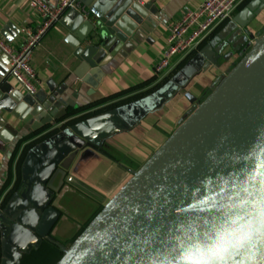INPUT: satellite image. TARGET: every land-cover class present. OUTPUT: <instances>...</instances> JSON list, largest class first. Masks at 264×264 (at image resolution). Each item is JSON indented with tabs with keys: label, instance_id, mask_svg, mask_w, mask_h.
<instances>
[{
	"label": "water",
	"instance_id": "obj_1",
	"mask_svg": "<svg viewBox=\"0 0 264 264\" xmlns=\"http://www.w3.org/2000/svg\"><path fill=\"white\" fill-rule=\"evenodd\" d=\"M78 2L83 11L71 9L64 18H75L78 27L87 29L72 46L79 79L103 66L107 55L113 57L135 42L149 26V16L158 13L152 3L141 6L133 0ZM262 12L264 0H250L160 90L124 106L95 107L96 114L64 100L63 90H51L48 98L21 93L7 71H0V150L17 135L3 113L23 122L35 136L26 143L19 185L1 201L7 198L0 227L1 264H22L33 249L52 240L62 216L54 183L64 177L72 156L97 151L152 112L154 104L162 107L191 81L222 69L236 55L241 61L226 70L214 92L194 106L58 264H192L209 259L211 264H264V142L239 154L230 151L234 146L229 139L264 89V36L248 50L253 39L248 26ZM90 14L97 24L85 20ZM85 42L90 44L82 49ZM0 55V62L8 65V57ZM185 97L194 103L190 93Z\"/></svg>",
	"mask_w": 264,
	"mask_h": 264
},
{
	"label": "crops",
	"instance_id": "obj_2",
	"mask_svg": "<svg viewBox=\"0 0 264 264\" xmlns=\"http://www.w3.org/2000/svg\"><path fill=\"white\" fill-rule=\"evenodd\" d=\"M47 1L52 8H56L63 0ZM204 1L139 0L138 4L141 6L152 3L158 12L156 16H149V26L145 27V33L115 56L107 55L104 65L91 70L83 80L74 75L79 62L74 57L72 46L76 44L77 36L84 35L87 29L78 27L79 23L75 18L65 20L63 16L46 31L34 52L32 64L39 80L37 94L43 93L48 98L52 95L51 90H63L64 100L71 99L76 107L84 110L92 106H102L98 104L119 106L123 98H133L155 87L160 81L155 74V66L166 51L169 29L184 11L196 10ZM249 1L246 0L236 14ZM85 11L90 10L85 8ZM87 17L85 20H90L94 25L98 23L92 14ZM228 22L209 34L205 41L217 35ZM43 25V20L29 10L24 0H0V37L15 49H20L25 41L22 34L24 28L38 31ZM251 34L253 39L249 40L251 46L248 50L264 36V12L250 22L248 36ZM89 44L82 43L81 48L85 49ZM197 49L178 60L170 74L174 76L187 65ZM241 59L236 55L222 69L199 76L191 81L185 91L171 97L162 107L154 104L156 108L152 112L130 129L114 135L97 151L83 150L72 156L64 177L59 179L62 186L58 188L59 180L54 183L59 189L54 199L62 216L52 232V240H46L41 247L33 249L22 264H58L64 251L70 248L133 175L166 144L188 119L194 106L203 103L214 92L226 75V70L233 69ZM7 66L0 62V71H7ZM10 83L13 88L24 93L14 82ZM187 93L194 97V103L185 97ZM3 115L6 123L11 125L17 135L12 142L4 143V149L0 150V227L7 198L1 201L6 192L14 186L16 188L22 179V167L28 148L26 144L21 146L20 140L29 136L23 122L11 114ZM7 135L12 136V133L7 132ZM1 262L0 245V264Z\"/></svg>",
	"mask_w": 264,
	"mask_h": 264
},
{
	"label": "built area",
	"instance_id": "obj_3",
	"mask_svg": "<svg viewBox=\"0 0 264 264\" xmlns=\"http://www.w3.org/2000/svg\"><path fill=\"white\" fill-rule=\"evenodd\" d=\"M24 1L29 10L43 20L44 25L38 31L24 28L22 34L25 41L20 49H15L0 37V51L8 57L7 79L14 82L24 93L34 96L37 94L39 84L37 72L32 64L36 48L46 31L67 11L71 9L83 11V7L78 0H63L56 8H52L47 0ZM133 1L139 3V0ZM245 1L205 0L198 9L184 11L169 29L166 51L155 66L159 83L168 77L178 60L198 48L219 26L230 21Z\"/></svg>",
	"mask_w": 264,
	"mask_h": 264
},
{
	"label": "bare ground",
	"instance_id": "obj_4",
	"mask_svg": "<svg viewBox=\"0 0 264 264\" xmlns=\"http://www.w3.org/2000/svg\"><path fill=\"white\" fill-rule=\"evenodd\" d=\"M257 96V100L250 108L244 120L232 130L229 136L231 144L234 146L230 150L231 152L248 154L256 147V144L264 142V89ZM246 137L251 142L246 141Z\"/></svg>",
	"mask_w": 264,
	"mask_h": 264
},
{
	"label": "trees",
	"instance_id": "obj_5",
	"mask_svg": "<svg viewBox=\"0 0 264 264\" xmlns=\"http://www.w3.org/2000/svg\"><path fill=\"white\" fill-rule=\"evenodd\" d=\"M173 77V75L172 74H170L166 79H164L162 82H160L159 84H157L155 87H153V88H149L146 92H143V93H140V94H138V95H136L135 97H133V98H128V99H126V98H123V100H121V102H120V104H119V106H124V105H126V104H130L131 103V101H133V100H138V99H142V98H144V97H147V96H150L151 94H154L155 92H157L158 90H160L167 82H169L170 81V79ZM128 95V94H127ZM124 97H126V95H124ZM106 103V102H105ZM98 105H102V106H105L104 104H98ZM106 105H108V104H106ZM114 106H118V105H114ZM95 107H100V106H92V108L94 109ZM86 109H91V107H88V108H86ZM86 109H84V110H86ZM95 112V114L96 113H98V110H96V111H94ZM35 136L34 135H29V136H27V137H25V138H23V139H21L20 141V145L22 146V145H25L26 143H28L29 141H31L33 138H34ZM19 145V146H20ZM27 257H29V256H26L25 258H27ZM24 258V259H25ZM24 261V260H23ZM22 261V262H23Z\"/></svg>",
	"mask_w": 264,
	"mask_h": 264
},
{
	"label": "clouds",
	"instance_id": "obj_6",
	"mask_svg": "<svg viewBox=\"0 0 264 264\" xmlns=\"http://www.w3.org/2000/svg\"><path fill=\"white\" fill-rule=\"evenodd\" d=\"M211 254H214V253H212L211 250H210V255ZM192 264H211V259L206 260V261L197 260V261L192 262Z\"/></svg>",
	"mask_w": 264,
	"mask_h": 264
}]
</instances>
